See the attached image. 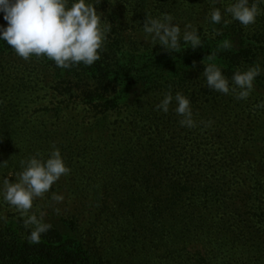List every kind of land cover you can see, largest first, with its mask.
Here are the masks:
<instances>
[{
  "label": "rangeland",
  "instance_id": "374dc122",
  "mask_svg": "<svg viewBox=\"0 0 264 264\" xmlns=\"http://www.w3.org/2000/svg\"><path fill=\"white\" fill-rule=\"evenodd\" d=\"M230 2L100 0L97 11L112 24L105 52L111 56L120 45L142 62L163 58L162 48L153 47L142 31L147 14L156 17L162 12L170 13L181 28L192 24L201 40H212L220 25L209 23L208 14L216 5L223 11ZM260 7L264 9V4ZM261 16L264 23V13ZM0 24L6 26L2 16ZM231 24L249 33L248 37L256 31L252 25ZM34 58L25 61L16 53L0 56V163H5L0 167V178L9 174L14 178L21 170L20 162L29 156L40 153L46 158L52 145L59 148L71 172L44 198L37 199L33 209L37 214L46 213L45 222L53 231L60 223L75 227L73 222L78 217L80 231L88 236L90 247L104 264H264V89L254 83L248 99H219L214 109L210 108L214 104L211 98L204 99L207 110L203 114L208 118L197 117L195 128L208 133L205 139L218 132L227 140L225 146L212 151L202 147L203 155H207L204 164L210 159L212 169L201 177H211L213 193L181 208L175 213L177 222L171 220L159 236L151 237L135 222L124 227L117 213L120 185L132 184L131 171L141 155L132 146H144L127 143L122 137L129 133L135 115L150 112L157 113V118L164 116L156 105L166 91L131 88L123 102L134 103L132 107L120 108L118 103L115 110L93 111L76 104L79 99L74 101L76 82L62 80L61 89L54 90L55 80L48 72L38 74L36 69L41 67ZM169 68L163 72L167 74ZM203 71L201 61L195 62V67L192 63L181 68L178 75L185 77V88L180 93L189 99L195 86L209 91ZM174 108L175 104L169 111L176 115ZM174 125L178 126L177 122ZM140 127L139 133L147 137L145 125ZM170 137L174 136L165 137L166 143ZM122 153H127V159L118 161ZM53 192L64 197L62 203L51 200ZM136 215L143 216L139 212ZM0 224L18 228L25 238L31 231L25 227L24 217L2 198Z\"/></svg>",
  "mask_w": 264,
  "mask_h": 264
},
{
  "label": "trees",
  "instance_id": "16d2710c",
  "mask_svg": "<svg viewBox=\"0 0 264 264\" xmlns=\"http://www.w3.org/2000/svg\"><path fill=\"white\" fill-rule=\"evenodd\" d=\"M262 18L261 15L257 17L256 23L252 25L256 31L249 37V33L246 34V31H241L233 24L226 27L220 25L221 34L213 36L212 40H202L203 48L195 51L184 49L181 53L172 55L164 53L163 58L155 57L151 63L136 59L133 53H125L123 46L118 45L111 56L105 52V47L101 59L92 66L80 65L71 70L57 68L53 61L44 57H35L41 67L36 71L38 74L48 72L50 78L55 80L54 90L60 88L62 80L76 82L73 86L76 93L74 101L79 99L76 104L93 111L115 110L119 104L120 108L132 107L134 103L123 102L131 88L181 92L185 88V77L178 75L179 70L193 62H202L210 54H214L213 62L221 67L229 80L235 71H244L258 65L262 71L254 83L258 88L264 89ZM225 40L230 41V48L221 46ZM109 48H112V44ZM5 53L15 51L6 42L0 41V56ZM164 59L166 63L163 62ZM159 62L164 66H160ZM166 66L171 68L167 74L163 72ZM162 75L167 77L160 79ZM234 96L224 95L212 89L206 91L195 86L189 95L192 110L196 112L193 115L194 120L197 121V117L208 118L203 114L207 110L204 107L205 98H211L214 104L210 108L214 109L217 108L219 99L231 102L230 99ZM162 115V118H157V113L150 112L135 115L131 120L129 133L122 137L127 143L144 146H132V149L140 150L141 155L131 171L132 184L122 182L120 185L117 213L120 221L125 224L124 227H131L135 222L142 227L143 232L148 231L151 237L159 236L161 229L171 223V220L177 222L178 216H175V213L181 208L191 207L197 198L213 193L214 189L210 187L211 177H201V173H210L212 169L210 159L208 164H204L207 155H203L205 149L202 147H208L206 151H212L216 147L225 146L227 142L218 132L216 135H207L205 139L204 135L208 134L206 131L195 127L189 128L190 132L184 131L178 116L170 111ZM176 122L178 126L175 127ZM144 125L147 137L139 133L140 126ZM168 134L174 137H170L166 143L165 137ZM125 159L127 153L118 157V161ZM106 200L108 201V198ZM137 212L143 216L137 218ZM79 222L78 217H75V227H72V223H60L55 231L50 228L41 236L39 244L30 243L18 228L0 224V264H104L101 257L90 247L88 236L80 231Z\"/></svg>",
  "mask_w": 264,
  "mask_h": 264
},
{
  "label": "clouds",
  "instance_id": "9594fccd",
  "mask_svg": "<svg viewBox=\"0 0 264 264\" xmlns=\"http://www.w3.org/2000/svg\"><path fill=\"white\" fill-rule=\"evenodd\" d=\"M99 3L100 0H0V16L6 22V26L0 24V41L6 42L25 61L35 56L51 60L57 68L65 70L80 65L90 67L101 59L112 29L104 13L97 11ZM261 4L264 0H252L251 3L250 0H231L223 11L213 7L208 14V22L226 27L237 21L248 27L264 13ZM142 31L145 40L153 47L159 45L167 54L204 47L196 27L189 23L181 28L168 12L156 17L147 14ZM216 34H221L219 29ZM221 46L227 49L231 43L225 40ZM214 60V54H210L202 61V75L207 86L224 95L234 94L238 100L248 99L261 68L257 65L244 71L237 70L229 80ZM173 104L176 115L180 117V126L196 127L191 101L180 92L175 95L171 91L166 92L156 108L168 113ZM20 163L21 170L15 173L14 178L12 174L0 178V198L24 217L25 227L31 228L28 241L39 244L41 236L52 225L45 222V212L37 214L33 210L34 202L51 192L53 185L70 174L71 169L55 145L46 158L36 153ZM3 166L5 163H0V167ZM51 200L59 204L64 197L53 192ZM55 211L59 213L60 210L57 208Z\"/></svg>",
  "mask_w": 264,
  "mask_h": 264
}]
</instances>
